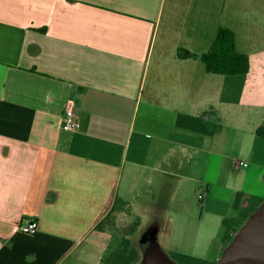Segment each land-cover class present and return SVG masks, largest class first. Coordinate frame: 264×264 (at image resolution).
<instances>
[{
    "label": "crops",
    "instance_id": "crops-1",
    "mask_svg": "<svg viewBox=\"0 0 264 264\" xmlns=\"http://www.w3.org/2000/svg\"><path fill=\"white\" fill-rule=\"evenodd\" d=\"M216 2L0 0V264H107L124 238L137 264L172 259L173 237L219 243L239 192L264 198V115L237 118L252 87L201 59L225 27ZM109 222L125 237L102 262Z\"/></svg>",
    "mask_w": 264,
    "mask_h": 264
},
{
    "label": "rangeland",
    "instance_id": "rangeland-1",
    "mask_svg": "<svg viewBox=\"0 0 264 264\" xmlns=\"http://www.w3.org/2000/svg\"><path fill=\"white\" fill-rule=\"evenodd\" d=\"M215 4H217V7L221 12V19L218 20L220 21L221 26L229 27L235 31L238 39V49L250 56L249 73L238 75L234 78H237L238 82L241 81L244 85L252 87V95L240 96L238 91L237 96L238 101H241L242 104V108H240V104L237 106V118L241 117L238 121H246L238 123L240 125H252L264 115V0H217ZM174 5V3L170 5V10L168 8L170 13L173 12L172 7H174ZM216 23L217 19H215V24ZM241 83L240 85L238 84V89H241ZM244 104L247 105L246 109H244ZM235 134H238V131L233 127L227 135L228 138L224 145L226 150L228 145H230L232 150L234 149L232 144L235 140ZM230 135L231 140L228 142ZM243 149L244 148L241 147L240 150ZM237 154H239L238 149L236 151V156ZM202 196H204V194H202ZM203 202L204 201H200L198 203L199 211L204 205ZM231 211L232 214H230ZM231 211L229 213L230 216H227V218L234 216L235 209L233 208ZM254 214L255 213H253V215ZM111 222L105 224L104 231L101 232L99 246L97 247V250L94 251V254H103L102 262L106 259L107 255L119 245L117 242L125 237L124 227H118ZM244 226H246V224ZM244 226L242 228H244ZM222 229L224 233L219 243L212 244V241L209 242L210 240H204L201 242L185 240L180 242L178 236H176L165 242L166 245L164 250L173 260L176 261L174 262L178 264L176 260L177 253H184V251L191 252L193 251L192 249L194 245H200V249L195 252L196 254L188 255L203 258L212 262H218L225 255L222 254V249L227 248L230 244L228 239H226L227 229L223 224ZM215 231V228L212 229V234H214ZM163 240L165 241V238H163ZM219 244L222 247L221 251L217 249V245ZM211 247L213 250L211 253L213 254H206L205 251L211 249ZM102 264H105V261ZM141 264H145V261Z\"/></svg>",
    "mask_w": 264,
    "mask_h": 264
},
{
    "label": "trees",
    "instance_id": "trees-1",
    "mask_svg": "<svg viewBox=\"0 0 264 264\" xmlns=\"http://www.w3.org/2000/svg\"><path fill=\"white\" fill-rule=\"evenodd\" d=\"M183 56L191 57L194 54L186 52ZM205 63L207 71L222 75H242L250 71V56L238 49L237 37L235 32L226 27H222L212 45V48L201 56ZM203 132L206 129L203 128ZM257 134L264 137V124L257 129ZM243 193L237 194L234 204L235 213L231 218H225L223 224L226 227V239L229 243L234 240L236 233L248 222L250 217L264 203V198L251 197L249 205H243ZM235 224V227H234ZM100 227V226H99ZM235 229V234L231 231ZM176 260L178 264H217L203 258L192 255L177 253ZM141 260L139 251L132 245V241L124 238L122 243L107 258V264H137ZM175 261V260H174Z\"/></svg>",
    "mask_w": 264,
    "mask_h": 264
},
{
    "label": "water",
    "instance_id": "water-1",
    "mask_svg": "<svg viewBox=\"0 0 264 264\" xmlns=\"http://www.w3.org/2000/svg\"><path fill=\"white\" fill-rule=\"evenodd\" d=\"M217 264H264V203L250 217ZM145 264H176L158 248L149 250Z\"/></svg>",
    "mask_w": 264,
    "mask_h": 264
},
{
    "label": "built area",
    "instance_id": "built-area-1",
    "mask_svg": "<svg viewBox=\"0 0 264 264\" xmlns=\"http://www.w3.org/2000/svg\"><path fill=\"white\" fill-rule=\"evenodd\" d=\"M75 106L76 102L73 99H70L66 105L64 114H63V129L67 131H75L79 127V121L78 117L75 112ZM237 166H243V167H248V163L246 161H237L236 162ZM203 196L202 194L199 196V200H202ZM40 229L39 222L37 220H31L27 224H22L20 226L21 232L24 234H36Z\"/></svg>",
    "mask_w": 264,
    "mask_h": 264
}]
</instances>
